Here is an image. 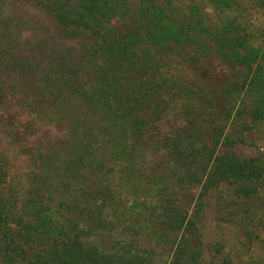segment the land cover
<instances>
[{
    "label": "rangeland",
    "instance_id": "374dc122",
    "mask_svg": "<svg viewBox=\"0 0 264 264\" xmlns=\"http://www.w3.org/2000/svg\"><path fill=\"white\" fill-rule=\"evenodd\" d=\"M76 1L0 0V160L8 173V193L22 201L30 196L50 203L67 198L80 211L90 207L99 184L110 187L104 201L106 229L89 230L85 222V242L110 250L118 242L138 246L149 264H167L172 256V231L159 217L162 200L176 204L195 222L198 240L193 244L201 256L188 264H264V173L253 181L221 182L204 191L202 165L193 162L184 145L175 154L165 149L188 133L208 140L212 129L221 126L231 145H220L218 153L230 150L256 158L264 168V75L254 74L261 91L251 84L248 68L222 59L213 41L203 36L194 35L203 43L193 45L142 44L138 60L146 55L147 71L133 62L122 70L128 88L151 85L140 137L121 132V148L108 144L98 154L106 162L102 169H94L90 156L83 177L70 178L65 161L77 154L81 141L89 143L81 128L94 122L89 117L71 124L69 118L84 112L88 103L70 97L66 85L57 96L40 91V69L22 61L27 57L68 65L76 71L70 75L73 85L89 87L98 79L104 54L95 50L103 46L102 39L72 25L64 27L55 18L54 10ZM110 1L117 7L107 25L114 33L144 29L143 18L160 11L187 21L196 6L205 25L218 34L233 37L236 32L254 47H264V6L258 0H234L226 9L209 0ZM73 30L77 37H71ZM44 246L41 242L32 250ZM32 250L15 263L0 257V264H26Z\"/></svg>",
    "mask_w": 264,
    "mask_h": 264
},
{
    "label": "trees",
    "instance_id": "16d2710c",
    "mask_svg": "<svg viewBox=\"0 0 264 264\" xmlns=\"http://www.w3.org/2000/svg\"><path fill=\"white\" fill-rule=\"evenodd\" d=\"M209 1L222 9L229 8L234 2ZM258 1L264 6V0ZM116 9V5L111 4L110 0H77L72 7L54 10L55 18L62 26L72 25L76 29L100 37L103 41L100 50H95V54L101 51L104 54V59L97 67L98 79L89 87L73 85L70 75L76 71L68 65L59 67L53 61H34L27 57L22 61L23 64L40 69L41 76H38L36 81L40 91L57 96L61 93V87L66 85L70 87V97H79L88 103L84 112L78 111L69 118L71 124H77L89 117H92L94 122L92 127L81 128L83 134H88L89 143L81 141L75 148L77 154L65 161V171L71 175L70 178L83 177L81 172L90 156L91 161L95 162L94 169H102L106 162L105 159H97L98 154L104 153L108 144L115 149L121 148V132L131 139L140 137L147 123V113L144 110L150 107L151 85L149 83L140 90L128 88L122 70L127 63L133 62L136 67L147 71L150 60L145 58L146 55H143L142 61L138 60V50L144 43H174L184 46L196 42L203 43L201 38L195 40L194 35L211 39L219 56L248 68L252 73L251 84L263 91V85L254 74L264 75V47H254L236 32L233 37L218 34L216 29L205 25L196 6L191 7V16L187 21L167 18L165 13L160 11L143 18L144 29H129L123 33H114V30L107 26L116 14ZM222 30L228 31L226 27ZM73 34L71 37H77L79 32L73 30ZM252 66H255L253 70ZM260 112L264 114V107ZM212 130L208 140H200L196 134L188 133L165 146L171 154H175L184 145L183 148L187 149L193 162L202 165L200 171L204 178V191L221 182H248L263 175L264 168L256 164V158H243L230 150L218 153L220 145H231L230 138L226 135L224 127L216 126ZM87 148H90L88 153L85 152ZM7 184L6 166L0 160V257L6 258L8 263H15L22 254H30L29 250H32L33 246L44 242L45 246L39 252L31 251V257L26 260V264H149L148 258L138 246L118 242L117 248L110 250L85 242V222L88 223V228L90 226L89 230L106 229L104 201L112 191L110 187H99V184L90 207L78 211L75 202L67 198H59L57 202L52 203L40 196L38 199L30 196L23 201L13 198L6 190ZM78 217L82 219L79 220ZM159 217L163 225L172 231V235H169L172 237V256L167 264L198 261L201 250L193 244L198 240L195 222L176 204L171 205L162 200L159 205ZM223 264L229 262L223 261Z\"/></svg>",
    "mask_w": 264,
    "mask_h": 264
}]
</instances>
